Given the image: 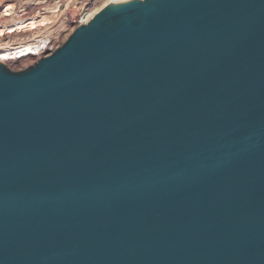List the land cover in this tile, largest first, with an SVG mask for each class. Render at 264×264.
Masks as SVG:
<instances>
[{
  "label": "water",
  "instance_id": "95a60500",
  "mask_svg": "<svg viewBox=\"0 0 264 264\" xmlns=\"http://www.w3.org/2000/svg\"><path fill=\"white\" fill-rule=\"evenodd\" d=\"M0 264H264V0L109 3L0 62Z\"/></svg>",
  "mask_w": 264,
  "mask_h": 264
},
{
  "label": "rangeland",
  "instance_id": "374dc122",
  "mask_svg": "<svg viewBox=\"0 0 264 264\" xmlns=\"http://www.w3.org/2000/svg\"><path fill=\"white\" fill-rule=\"evenodd\" d=\"M105 1L106 0H43L39 4L38 0H0V8L7 4L13 5L10 16L3 15L1 17L0 15V26H5L13 21L22 20L23 18L27 19V17L35 18L37 15L38 18H40L41 15L47 16L48 18L50 17V20L48 19V22H50L47 25L40 26L38 29L31 32L5 37L0 41V46L28 42L40 37L50 39L53 44L60 46L72 32L70 16H76L79 12L85 11L86 8L89 10L93 6H98ZM51 3L57 6L54 14L46 13L47 11L44 10V8L46 6L48 7L49 4L51 5ZM42 12L44 13L42 14ZM35 60H30V62L28 61L27 63L24 60L12 62L8 64V68L16 71L21 70Z\"/></svg>",
  "mask_w": 264,
  "mask_h": 264
},
{
  "label": "bare ground",
  "instance_id": "6f19581e",
  "mask_svg": "<svg viewBox=\"0 0 264 264\" xmlns=\"http://www.w3.org/2000/svg\"><path fill=\"white\" fill-rule=\"evenodd\" d=\"M39 1L40 0H38V3L40 4V2L43 0H41L40 2ZM123 1H129V0H106L102 4L90 8L89 11L85 14V16H83L80 20L81 22L90 20L105 5L109 3H117ZM12 6L13 5H8V4L2 6L0 8L1 17L3 15L10 16V13L12 12V8H13ZM46 7L44 8V10L47 11L46 13H53V14L55 12V9L57 8V6L53 3H51V5L49 4L47 8ZM43 13L44 12H42V14ZM37 16L35 18L34 17H30V18L27 17V19L23 18L24 20L22 19L18 21H13L12 23L6 24L5 26H0V41L3 40L5 37L31 32L33 30L38 29V27L40 26L47 25L50 22V21L48 22V19L50 17L48 18L47 16L39 15L40 18H38ZM47 43L48 40L45 37H40L38 39L28 42H23L14 45L12 44V45L0 46V62L8 66L9 63L17 62L20 60H24L26 61V63L28 61L30 62V60L33 59L35 60L37 57L45 53L46 47L48 46Z\"/></svg>",
  "mask_w": 264,
  "mask_h": 264
},
{
  "label": "built area",
  "instance_id": "2783aa9c",
  "mask_svg": "<svg viewBox=\"0 0 264 264\" xmlns=\"http://www.w3.org/2000/svg\"><path fill=\"white\" fill-rule=\"evenodd\" d=\"M88 11H89L88 8H86L85 11L83 10L82 12H79L76 16H70L71 17L70 23H71V26H72V31L77 25L85 24V23H87L89 21V20H86L85 22H81V20H80L83 16H85V14ZM47 40H48V43H47L48 46L46 47V51H45V53L43 55L53 52L58 47V45L57 44L56 45L53 44L50 39H47ZM43 55H41V56H43Z\"/></svg>",
  "mask_w": 264,
  "mask_h": 264
}]
</instances>
